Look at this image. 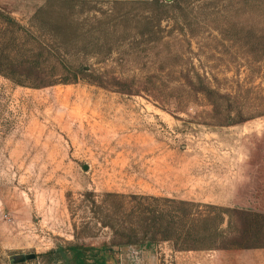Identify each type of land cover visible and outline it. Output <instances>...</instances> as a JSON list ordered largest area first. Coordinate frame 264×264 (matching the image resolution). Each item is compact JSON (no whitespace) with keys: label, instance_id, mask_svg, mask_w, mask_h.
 Listing matches in <instances>:
<instances>
[{"label":"rangeland","instance_id":"obj_1","mask_svg":"<svg viewBox=\"0 0 264 264\" xmlns=\"http://www.w3.org/2000/svg\"><path fill=\"white\" fill-rule=\"evenodd\" d=\"M46 1L0 0V9L41 38L31 21ZM80 2L73 8L76 32L91 41L64 58L109 73L104 80L113 74L154 82V93L121 94L82 80L31 87L0 73V264H63L41 254L72 244L95 248L85 264H101L96 248L113 241L109 224H135L131 195L145 197L144 208L170 209L161 198L213 204L234 198L226 180L234 176L239 206L264 212V60H253L213 27L224 1L186 6L184 21L151 22L157 32L149 42L150 35L138 34L148 22L136 3ZM110 10L127 17L113 19ZM255 26H264L262 9ZM14 34L22 49H36L26 32ZM197 74L230 93L231 114L240 110L248 119L215 125L207 97L179 87ZM41 76L18 78L37 83ZM110 248L107 264H224L217 249L179 251L169 241ZM31 252L35 258L11 260Z\"/></svg>","mask_w":264,"mask_h":264},{"label":"trees","instance_id":"obj_2","mask_svg":"<svg viewBox=\"0 0 264 264\" xmlns=\"http://www.w3.org/2000/svg\"><path fill=\"white\" fill-rule=\"evenodd\" d=\"M79 1L84 3L86 0H47L44 5L39 6L31 22L39 30L41 38L33 36L24 25L0 9V73L16 84L31 87L70 84L82 80L121 94L136 95L146 91L153 95L154 82L124 80L113 74L110 75V80H104L103 78L109 76V73L95 72L90 66L76 64L64 58V54L74 47L76 51L85 50L91 41L86 38L84 32H76L78 27L73 19L75 14L73 8ZM113 1L120 6L129 3L126 1L139 5L141 9L139 18L146 20L148 24L145 30L138 34L147 37L150 35L148 42L154 40L152 35L157 32L151 22H159L167 16H172L175 22L184 21L187 15L183 12L185 7L200 1L210 2L212 7L218 6L216 0ZM223 1L221 4L224 8L221 12L223 15L220 18H213V27L225 39L239 43L253 60H264V26L262 28L255 26L259 9L260 11L262 9L263 14L264 0ZM145 9L149 11V14H145L147 13L144 12ZM109 13L114 14L113 19L127 17L126 11L118 10L115 14L110 10ZM17 31H24L28 39L35 40L36 49L32 50L31 47L22 49L16 43L17 36L14 33ZM78 41H80L79 47ZM60 48L64 49L63 54ZM39 73L42 76L41 81L37 83H29L18 78ZM179 87L186 89L188 93H202L207 97L213 108V117L217 120L215 125H234L248 119L240 110L232 115L233 96L212 86L199 74H197V81L187 80ZM130 197L137 199L135 209L130 213L136 219L135 224L117 227L109 224L114 236L113 241L109 245L103 244L96 248V251L101 252L96 261L101 264H107L108 257L112 258L110 247H118L126 251L130 249V246L149 248L159 241H169L175 250L179 251L217 249L223 257L224 264H238L241 260L238 258L243 251L264 249V241L258 240L264 236L263 211L239 206L240 204L219 206L171 198L160 199L164 203L172 204L170 209L144 208L141 207L140 198L145 197L137 195ZM224 215H227L228 220L227 227L223 229L221 225ZM94 249L77 244L66 247L58 245L41 255L54 263L60 261L63 264H85L87 251L92 252ZM69 252L72 256H69Z\"/></svg>","mask_w":264,"mask_h":264},{"label":"crops","instance_id":"obj_3","mask_svg":"<svg viewBox=\"0 0 264 264\" xmlns=\"http://www.w3.org/2000/svg\"><path fill=\"white\" fill-rule=\"evenodd\" d=\"M113 95H118V94H113ZM245 178V179H244ZM243 189L247 188V181L246 180V176L245 174H243ZM221 180V179H220ZM218 180V181H220ZM226 180L228 181V191H230V193L233 195L234 198H230L229 199H225L224 197L221 198V200H216L215 202H210L213 204H225L227 203L228 205H237L239 203L236 202V194H237V189L239 188V185L236 186L235 181V177L233 176L232 178L228 177V179L226 178ZM222 181V180H221ZM241 182V183H242ZM221 185L224 184H217L215 188L220 187ZM242 185V184H241ZM231 186V188H230ZM226 187V186H225ZM223 190V189H222ZM239 193V192H238ZM243 258V259H241ZM240 261H238V264H264V249L263 250H252V251H243L242 254L240 255Z\"/></svg>","mask_w":264,"mask_h":264},{"label":"water","instance_id":"obj_4","mask_svg":"<svg viewBox=\"0 0 264 264\" xmlns=\"http://www.w3.org/2000/svg\"><path fill=\"white\" fill-rule=\"evenodd\" d=\"M35 258V253H18L11 256L13 262H21L27 259Z\"/></svg>","mask_w":264,"mask_h":264}]
</instances>
